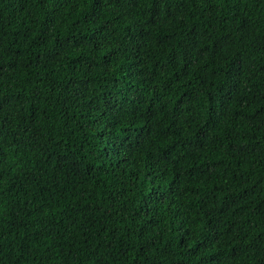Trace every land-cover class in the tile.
I'll return each instance as SVG.
<instances>
[{"label": "trees", "instance_id": "16d2710c", "mask_svg": "<svg viewBox=\"0 0 264 264\" xmlns=\"http://www.w3.org/2000/svg\"><path fill=\"white\" fill-rule=\"evenodd\" d=\"M0 264H264V0H0Z\"/></svg>", "mask_w": 264, "mask_h": 264}]
</instances>
